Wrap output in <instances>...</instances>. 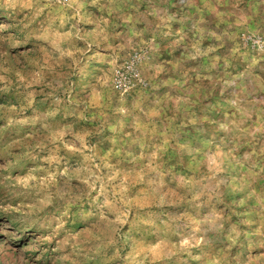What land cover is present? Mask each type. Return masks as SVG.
Wrapping results in <instances>:
<instances>
[{
  "label": "rangeland",
  "instance_id": "1",
  "mask_svg": "<svg viewBox=\"0 0 264 264\" xmlns=\"http://www.w3.org/2000/svg\"><path fill=\"white\" fill-rule=\"evenodd\" d=\"M0 264H264V0H0Z\"/></svg>",
  "mask_w": 264,
  "mask_h": 264
}]
</instances>
